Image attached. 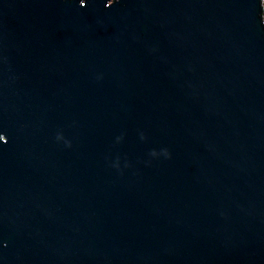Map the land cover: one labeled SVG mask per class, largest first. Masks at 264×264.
<instances>
[{
  "label": "water",
  "instance_id": "95a60500",
  "mask_svg": "<svg viewBox=\"0 0 264 264\" xmlns=\"http://www.w3.org/2000/svg\"><path fill=\"white\" fill-rule=\"evenodd\" d=\"M262 0H0V264H264Z\"/></svg>",
  "mask_w": 264,
  "mask_h": 264
},
{
  "label": "trees",
  "instance_id": "16d2710c",
  "mask_svg": "<svg viewBox=\"0 0 264 264\" xmlns=\"http://www.w3.org/2000/svg\"><path fill=\"white\" fill-rule=\"evenodd\" d=\"M262 2H263V0H262ZM263 5V4H262ZM264 6V5H263ZM262 17H263V19H264V9H263V11H262Z\"/></svg>",
  "mask_w": 264,
  "mask_h": 264
},
{
  "label": "clouds",
  "instance_id": "9594fccd",
  "mask_svg": "<svg viewBox=\"0 0 264 264\" xmlns=\"http://www.w3.org/2000/svg\"><path fill=\"white\" fill-rule=\"evenodd\" d=\"M0 140H3L4 141V137L2 136V138H0Z\"/></svg>",
  "mask_w": 264,
  "mask_h": 264
},
{
  "label": "rangeland",
  "instance_id": "374dc122",
  "mask_svg": "<svg viewBox=\"0 0 264 264\" xmlns=\"http://www.w3.org/2000/svg\"><path fill=\"white\" fill-rule=\"evenodd\" d=\"M261 4H263V5H264V0H263V2H261ZM263 9H264V6H263Z\"/></svg>",
  "mask_w": 264,
  "mask_h": 264
},
{
  "label": "snow or ice",
  "instance_id": "6c2138e0",
  "mask_svg": "<svg viewBox=\"0 0 264 264\" xmlns=\"http://www.w3.org/2000/svg\"><path fill=\"white\" fill-rule=\"evenodd\" d=\"M0 138H2V135H0Z\"/></svg>",
  "mask_w": 264,
  "mask_h": 264
}]
</instances>
